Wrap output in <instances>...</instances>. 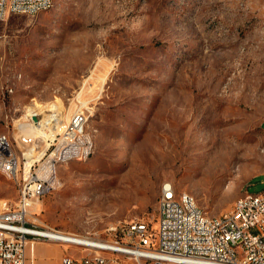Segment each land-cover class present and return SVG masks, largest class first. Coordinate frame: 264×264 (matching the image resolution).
<instances>
[{"label": "rangeland", "instance_id": "374dc122", "mask_svg": "<svg viewBox=\"0 0 264 264\" xmlns=\"http://www.w3.org/2000/svg\"><path fill=\"white\" fill-rule=\"evenodd\" d=\"M79 107L94 152L59 166L61 184L38 212L45 227L108 237L122 219L155 226L165 181L209 215L228 211L246 188L264 189V0H53L0 20V133L28 136L24 123L38 120L28 112L56 113L30 135L38 154ZM190 128L199 136L187 142ZM210 129L230 134L224 171L210 170ZM17 197L0 172V205ZM41 241L27 264L81 255Z\"/></svg>", "mask_w": 264, "mask_h": 264}, {"label": "built area", "instance_id": "2783aa9c", "mask_svg": "<svg viewBox=\"0 0 264 264\" xmlns=\"http://www.w3.org/2000/svg\"><path fill=\"white\" fill-rule=\"evenodd\" d=\"M52 2L0 0V20L12 14H38ZM47 114L46 123H24L28 136L0 133V170L18 191L16 200L0 205V264H27L29 252L34 258L37 241L49 239L40 232L49 228L38 212L44 196L61 184L59 166L94 152L89 113L79 107L58 128L42 132L45 147L33 154L31 133L56 120V113ZM106 231L109 236L102 237V243H95L93 234L80 235L88 239L84 242L58 241L75 244L81 251L77 257L65 255L61 264H264V189L252 193L246 188L243 199L216 216L207 214L194 196L165 181L155 226L142 218L122 219L108 224Z\"/></svg>", "mask_w": 264, "mask_h": 264}, {"label": "bare ground", "instance_id": "6f19581e", "mask_svg": "<svg viewBox=\"0 0 264 264\" xmlns=\"http://www.w3.org/2000/svg\"><path fill=\"white\" fill-rule=\"evenodd\" d=\"M51 1H53V0H51ZM52 4H53V2H52ZM49 7H47V9ZM28 114L36 116V118L38 120L35 123H43V121H46L47 114H45V113L43 114V112L39 113L38 111L32 110L31 112H28ZM31 122H33V120ZM34 130H37V129H34ZM186 135L188 137V140H186V141L189 142L191 138H196L199 136V129L190 128L188 131H186ZM201 135L204 137L203 138L204 140L208 139V138L219 137V141L217 144L218 147L215 150V153H214L215 156L213 158L214 163H212L210 170L211 171H215V170H217V171L223 170L224 171V170L228 169V167H229V165L233 159V156H234V151L232 150V145H231L230 140L228 138L230 135L229 132L220 131L217 129H210L208 131H204ZM42 147L44 148L45 146L43 145ZM92 148L94 149L93 138H92ZM91 154H92V152H90L88 154V156H83L82 158L73 157V160L74 159H78V160L87 159ZM0 172H3V170H0ZM184 194H187V196H192L188 192H184ZM243 198H244V195L239 197L238 199H236V201H239ZM40 232L46 234L49 237V239L56 240V241H83L84 242V241L88 240L85 237L75 235V234H70V233H67L64 231H57L53 228L42 230ZM94 242L95 243H102V237H99V236L94 237Z\"/></svg>", "mask_w": 264, "mask_h": 264}, {"label": "crops", "instance_id": "0c3cea01", "mask_svg": "<svg viewBox=\"0 0 264 264\" xmlns=\"http://www.w3.org/2000/svg\"><path fill=\"white\" fill-rule=\"evenodd\" d=\"M42 244L43 242L41 241V239H39L38 241H37V244Z\"/></svg>", "mask_w": 264, "mask_h": 264}]
</instances>
